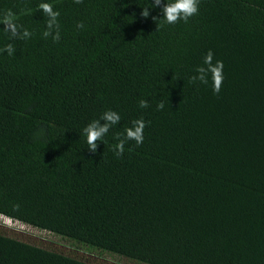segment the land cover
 <instances>
[{
  "label": "trees",
  "instance_id": "1",
  "mask_svg": "<svg viewBox=\"0 0 264 264\" xmlns=\"http://www.w3.org/2000/svg\"><path fill=\"white\" fill-rule=\"evenodd\" d=\"M152 2L0 0V216L135 264H264V0H199L176 24L167 0L142 17ZM209 50L218 93L190 79ZM108 110L93 152L83 129ZM0 264L90 263L6 229Z\"/></svg>",
  "mask_w": 264,
  "mask_h": 264
},
{
  "label": "clouds",
  "instance_id": "2",
  "mask_svg": "<svg viewBox=\"0 0 264 264\" xmlns=\"http://www.w3.org/2000/svg\"><path fill=\"white\" fill-rule=\"evenodd\" d=\"M75 3L79 4L82 2V0H74ZM199 0H167V2L164 4V7L162 9L163 12V20H165L168 24H176L183 20L185 23L189 20L190 17L196 15L199 11L198 7ZM161 4V0H153V2L150 4V7H144L141 11V16L144 18H147L149 16V9L158 7ZM44 13H46L49 17H51V20L48 22L49 28L52 27V23L56 21V18L59 16L58 11H54L53 7L50 4L42 3L39 6ZM11 11H9V14L7 17H5L3 23L5 24V30L10 31L13 35L16 33V24L15 22L10 18ZM154 20H156V17H153ZM78 28H82L83 24L78 23ZM49 33L45 32V36H47ZM25 35H28V32L25 31ZM60 34L57 32L56 36L53 37L54 41H59ZM9 49V54L11 55V45L6 46ZM213 59V53L211 50L208 51V53L205 56L204 63L208 66L207 68L201 66L196 69L197 73H199L198 76H192L190 79L195 82L197 79L200 80L202 83H207L206 79V73H211L212 80H213V90L214 92L218 93L220 91L222 81H223V62L222 61H216L215 65L212 64ZM139 106L141 108H147L149 107L148 101L141 100L139 102ZM158 109H162L164 107L163 103H159L157 105ZM101 119L106 121L103 125L100 124V120H93L90 122L84 129L83 132L86 135L87 138V144L88 148L95 152L97 147V141L101 140L106 133H108L111 126L116 125L120 122V115L113 111L108 110L103 113L101 116ZM150 123V122H149ZM146 127V122L143 119H137L132 122V126L125 129V139H120L119 143L116 145V152L115 154L117 156H121L124 152V146L126 141L128 140H135L137 145H140L143 143V130ZM119 136V134L117 135ZM17 209L19 208V205L15 206ZM8 221V220H7Z\"/></svg>",
  "mask_w": 264,
  "mask_h": 264
},
{
  "label": "rangeland",
  "instance_id": "3",
  "mask_svg": "<svg viewBox=\"0 0 264 264\" xmlns=\"http://www.w3.org/2000/svg\"><path fill=\"white\" fill-rule=\"evenodd\" d=\"M6 229L9 233L15 235L19 239L40 245L48 249H56L61 252L75 255L76 257L90 264H135L134 262L117 258L116 256L99 255L97 253L75 250L64 243L59 242L55 236L49 233L41 232L10 220L7 221V219L0 216V230Z\"/></svg>",
  "mask_w": 264,
  "mask_h": 264
}]
</instances>
